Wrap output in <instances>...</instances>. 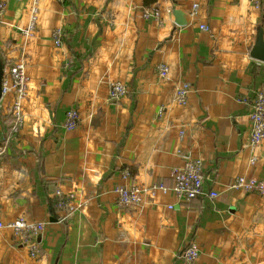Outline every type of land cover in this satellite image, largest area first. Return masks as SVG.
Listing matches in <instances>:
<instances>
[{"label": "crops", "instance_id": "obj_1", "mask_svg": "<svg viewBox=\"0 0 264 264\" xmlns=\"http://www.w3.org/2000/svg\"><path fill=\"white\" fill-rule=\"evenodd\" d=\"M0 1V50L6 66L23 58L27 77L18 131L13 93L0 100V222L43 223L35 257L0 228V264H185L190 241L196 264H264V192L229 187L237 176L264 182V140L251 142L248 117L264 82V63L249 56L258 25L264 37V0ZM115 82L126 92L110 98ZM70 107L80 123L67 131ZM188 159L201 161L215 198L156 190L118 205L121 170L140 187L169 188Z\"/></svg>", "mask_w": 264, "mask_h": 264}, {"label": "built area", "instance_id": "obj_2", "mask_svg": "<svg viewBox=\"0 0 264 264\" xmlns=\"http://www.w3.org/2000/svg\"><path fill=\"white\" fill-rule=\"evenodd\" d=\"M36 3V0H33ZM5 9V4L0 1V17ZM158 12L146 13L145 18L150 16L158 17ZM35 20V7L31 10L29 28L32 27ZM200 29H206L200 25ZM59 32L54 35V43L58 45ZM25 63L23 58L12 64L5 66L4 78L2 81V96L12 92L13 101L10 109L12 113V130L18 131L24 122L22 105L27 96V77L24 71ZM157 73L160 77L166 78L169 73V67L161 63L157 67ZM189 86L183 84L175 91V100L178 104L184 105L187 98ZM126 92L125 87L115 82L110 85L109 97L118 98ZM250 120V139L252 143L264 140V82L255 91L248 112ZM80 123V115L75 107H70L65 111L63 119V128L67 131L75 129ZM120 176L125 183L114 185L113 192L116 195L117 203L120 206H136L143 202L144 197L153 195L156 190L171 192L180 201H189L193 198L206 195L209 198H215L216 191H204L202 163L199 159H188L183 166L177 168L173 173V184L166 188L163 184L158 183L151 187H140L131 183L129 170L123 169ZM232 189H240L244 192H264V182L254 178L244 176L235 177L229 184ZM72 195H67L66 203L60 199L59 204L66 208ZM170 208L172 206H169ZM9 228L16 242L26 246L30 256L35 257L39 253L37 238L42 231L43 223L26 221L23 218H16L8 223L0 222V228ZM199 256V247L195 241H190L181 251V257L185 264H196Z\"/></svg>", "mask_w": 264, "mask_h": 264}, {"label": "water", "instance_id": "obj_3", "mask_svg": "<svg viewBox=\"0 0 264 264\" xmlns=\"http://www.w3.org/2000/svg\"><path fill=\"white\" fill-rule=\"evenodd\" d=\"M171 14L174 18V23L178 26H184L189 22L186 15L174 7L171 9ZM249 56L254 60L264 63V37L262 25L256 27L255 40L250 48ZM6 62L5 53L0 50V100L2 99V81L4 78Z\"/></svg>", "mask_w": 264, "mask_h": 264}, {"label": "trees", "instance_id": "obj_4", "mask_svg": "<svg viewBox=\"0 0 264 264\" xmlns=\"http://www.w3.org/2000/svg\"><path fill=\"white\" fill-rule=\"evenodd\" d=\"M143 1V5L145 7L149 6L150 4L152 3H155L156 0H142ZM130 174L132 175L133 173L130 171ZM48 202H49V205L50 207L52 208H56L58 207V203H59V200L57 199V197L53 198V199H48Z\"/></svg>", "mask_w": 264, "mask_h": 264}]
</instances>
